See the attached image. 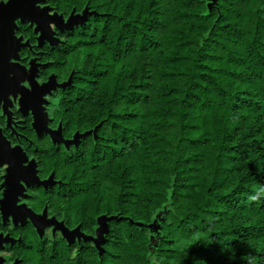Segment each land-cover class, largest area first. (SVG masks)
<instances>
[{
    "label": "trees",
    "instance_id": "trees-1",
    "mask_svg": "<svg viewBox=\"0 0 264 264\" xmlns=\"http://www.w3.org/2000/svg\"><path fill=\"white\" fill-rule=\"evenodd\" d=\"M10 0H0L1 4ZM70 28L21 59L56 88L53 138L17 111L36 168L0 215L12 264H264V0H47ZM2 179H0V188ZM0 190V199H1Z\"/></svg>",
    "mask_w": 264,
    "mask_h": 264
},
{
    "label": "water",
    "instance_id": "water-1",
    "mask_svg": "<svg viewBox=\"0 0 264 264\" xmlns=\"http://www.w3.org/2000/svg\"><path fill=\"white\" fill-rule=\"evenodd\" d=\"M47 0H10L5 6H0V103L2 98L8 101L10 93L21 94L22 111L26 113L32 109L35 118V129L38 133H47L55 139H59V135L51 132L47 128V117L44 110L46 97L56 88V82L50 81L39 87L36 82L35 69L30 77L32 92L20 86V81L24 80L27 73L18 64H12V58H17V52L20 49V40L14 35L17 21L28 22L36 25V33L42 32L41 43L49 41L55 43L53 38L52 26L58 28H70L77 23L78 18L70 20L65 24L62 17L51 15L48 7L41 8ZM14 78L9 83L10 76ZM8 104V102H7ZM0 161L5 162L10 167L5 186L7 187L4 197L0 202L2 213L5 218L12 217L14 222L18 224L27 218L32 220L36 228L42 230L48 225L57 224L56 222H45L43 218L33 214L25 207L17 208L18 197L22 196L24 188L20 185V181L25 182L29 187L33 184H40L36 175V168L33 164L25 167L28 159L22 153L20 148L11 149L9 143L3 138L0 131ZM1 243L3 239L0 238ZM8 242V241H6Z\"/></svg>",
    "mask_w": 264,
    "mask_h": 264
},
{
    "label": "flooded vegetation",
    "instance_id": "flooded-vegetation-1",
    "mask_svg": "<svg viewBox=\"0 0 264 264\" xmlns=\"http://www.w3.org/2000/svg\"><path fill=\"white\" fill-rule=\"evenodd\" d=\"M7 4L8 3H4V4H1L0 3V6H5ZM41 8H45V5H42ZM21 22L22 21H17L16 28L14 30V35L16 36V38L18 40H20V49L18 50L19 56H17V58H12L10 62L12 64H18L27 73V76L24 78V80L20 81V86L21 87H24V88H26V89H28V90H30L32 92V85H31V82H30V77L32 75V72L34 71V68L36 67V69H35L36 80H38L37 79V72L39 71V66L36 65V64H34V62H31V63H29V65H26V64L23 63V61H22V59L20 57L21 52H22L21 50L24 49V48H26V46L28 45V43L23 44L22 41L24 42L25 40L22 37L16 35V32L18 30V24L21 23ZM23 23H26V22H23ZM30 25H32V24L30 23ZM32 26H35V28L37 29V26L36 25H32ZM40 34H42V32L39 33V36H40ZM41 37L42 36H40L39 38L41 39ZM18 52H17V55H18ZM28 71L30 73L29 78H28V74H29ZM13 78H14V76L11 75L10 78H9V83L12 82V79ZM27 83L29 84L28 85L29 88L28 87H25V85ZM7 99H8V101H7L8 104H7V102H6V100L4 98H2V101L0 103V131L2 133L3 138L9 143V145H10V147H11L12 150L13 149H16V148H20L22 150V153L28 159V163L25 165V167H28L29 165L33 164V162L27 156V154H26L23 146L14 142L13 137H16V134H17V132H16L17 124H18L17 111L20 113V115L22 117H28V116L31 115L33 117L34 121H35V118L33 116V111H32V109H29L26 113H24L22 111L21 101H22L23 97L21 96V94H16L15 95L13 93H10V95L8 96ZM11 99H13L14 101H12ZM17 101H19V105H20V108L21 109H18V107H17ZM34 124H35V122H34ZM9 170H10V167L8 165H6V167L5 166H0V171L3 172V175H0V179H2V184H1V188H0L2 196H1L0 202L3 199L5 190L7 188L5 186V183H6V178H7V175H8ZM20 185L23 186L24 192H23L22 196H19L18 197V201H17L16 207L17 208H20V207L27 208L26 205L23 203V199L26 197L27 191L29 190L30 187L25 182H23V181H20ZM0 215H2L4 222H8V223H11V224H14V225H18L19 223L26 222V220H25V221H20L18 224H16L14 222V219L12 217L6 219L5 216H4V214L2 213L1 206H0ZM27 219H29V218H27ZM0 238L3 239V242L2 243L0 241V254H2L3 255L2 257L5 258V262L3 260H1V258H0V264H5V263L6 264H12V263H9L7 261V254L4 251V249L7 248V246H9V243H10L9 242V239L7 238V236H4L1 233H0ZM6 241H8V242H6Z\"/></svg>",
    "mask_w": 264,
    "mask_h": 264
},
{
    "label": "rangeland",
    "instance_id": "rangeland-1",
    "mask_svg": "<svg viewBox=\"0 0 264 264\" xmlns=\"http://www.w3.org/2000/svg\"><path fill=\"white\" fill-rule=\"evenodd\" d=\"M51 15H54L52 12H51ZM40 36H42V34H40ZM22 43L23 44H26L27 42L26 41H22ZM17 56H19V52H18V55ZM34 64H36L35 62H34ZM37 65V64H36ZM28 73H29V71H28ZM29 75H30V73L28 74V78H29ZM36 82L38 83V84H40L39 86L41 87V86H43V85H45V84H49V82L48 83H41V82H39L38 80H36ZM27 85H29L28 83H27ZM28 88H29V86H28ZM48 97V96H47ZM19 99V98H18ZM12 101H14L13 99H11ZM45 100H48V98H46ZM17 107H18V109H21L20 108V105H19V101H17ZM3 255L2 254H0V258H1V260H3L4 262H5V258L4 257H2ZM4 258V259H3ZM6 264V263H5Z\"/></svg>",
    "mask_w": 264,
    "mask_h": 264
},
{
    "label": "snow or ice",
    "instance_id": "snow-or-ice-1",
    "mask_svg": "<svg viewBox=\"0 0 264 264\" xmlns=\"http://www.w3.org/2000/svg\"><path fill=\"white\" fill-rule=\"evenodd\" d=\"M25 87H28V85L26 84ZM0 166H5L6 167L5 162L0 161ZM0 175H3V172L2 171H0Z\"/></svg>",
    "mask_w": 264,
    "mask_h": 264
}]
</instances>
